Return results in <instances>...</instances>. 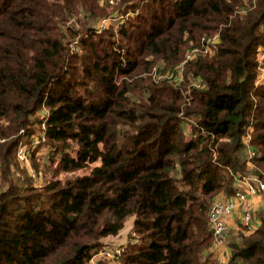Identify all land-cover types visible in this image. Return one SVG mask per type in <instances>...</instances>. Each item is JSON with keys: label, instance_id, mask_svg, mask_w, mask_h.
Returning a JSON list of instances; mask_svg holds the SVG:
<instances>
[{"label": "trees", "instance_id": "obj_1", "mask_svg": "<svg viewBox=\"0 0 264 264\" xmlns=\"http://www.w3.org/2000/svg\"><path fill=\"white\" fill-rule=\"evenodd\" d=\"M127 5L140 13L95 29ZM214 34V52L187 62L181 85L154 77ZM262 45L264 0H0V264H91L130 217L119 264H222L210 252L211 203L235 192L237 172L264 178ZM43 106L36 186L17 150ZM229 245L228 264H264V214Z\"/></svg>", "mask_w": 264, "mask_h": 264}, {"label": "built area", "instance_id": "obj_2", "mask_svg": "<svg viewBox=\"0 0 264 264\" xmlns=\"http://www.w3.org/2000/svg\"><path fill=\"white\" fill-rule=\"evenodd\" d=\"M115 6L120 0H102L104 3ZM144 0H136L142 4ZM132 3V1H130ZM129 2V4H130ZM140 13V5L131 8L128 5L123 6L122 9L116 10L114 13L102 17L95 25L98 32L109 29L114 26L117 31L120 24L131 17H135ZM221 41L219 34L204 35L201 39V45L188 49L185 53V59L173 69L161 74L158 69H154L153 75L159 73V79L165 78L173 82L176 86L181 85L184 80L185 64L198 55H210ZM71 52H80L78 41L71 44ZM258 67L260 69L259 76L256 80V86L264 82V45L258 49ZM157 79V78H156ZM194 86L203 87L204 83L201 78L194 80ZM48 109L43 106L40 110V117L42 123L38 127V131L33 134L31 139L19 145L17 150V160L21 168L25 169L29 176L34 180L36 186H42L44 183V176L41 171L36 170L32 163L33 153L37 155L48 153V148L44 145L46 142V129ZM188 127L187 124H185ZM253 131V120L247 127L244 136L245 152L247 156V163L249 168H252V159L255 157L257 151L251 144ZM23 132V130H22ZM42 156V155H41ZM2 173L0 163V175ZM234 185L236 190L233 194L227 195L224 192L217 194L210 206L208 213L209 227L213 233L212 245L210 252L222 264H228L231 260L232 251L229 245V240L232 236L245 234L249 235L256 231L261 225V215L264 214V178L253 173L234 174ZM238 216L236 220V227L233 228L231 220ZM126 245H107L96 252L91 260V264H98L100 259H105L110 263H120V258L125 250ZM242 264V263H239Z\"/></svg>", "mask_w": 264, "mask_h": 264}, {"label": "rangeland", "instance_id": "obj_3", "mask_svg": "<svg viewBox=\"0 0 264 264\" xmlns=\"http://www.w3.org/2000/svg\"><path fill=\"white\" fill-rule=\"evenodd\" d=\"M114 13V12H112ZM111 13V14H112ZM83 17H81V21H83ZM72 23L74 25H78L80 26L81 23L80 22H76L75 20L72 21ZM168 71V70H167ZM159 72V71H158ZM160 73V72H159ZM157 73L155 76L157 79H159V76L160 74ZM165 73V72H164ZM161 79V78H160ZM190 127H186L185 126V130L189 133V129ZM43 156L44 159L47 158V153L45 154H40V156ZM249 167V166H248ZM254 167V166H253ZM252 167V168H253ZM133 222H134V217H130L127 221H126V224H125V227L121 230V232L117 235V236H114V237H110L106 240V245L109 244L110 246H115V245H128L129 241L131 240V233H132V227H133ZM134 235V234H133ZM135 236V235H134ZM135 240V238L133 239ZM114 264H119V263H114Z\"/></svg>", "mask_w": 264, "mask_h": 264}, {"label": "crops", "instance_id": "obj_4", "mask_svg": "<svg viewBox=\"0 0 264 264\" xmlns=\"http://www.w3.org/2000/svg\"><path fill=\"white\" fill-rule=\"evenodd\" d=\"M238 219V216L236 215L232 220H231V225L233 228L236 227V220Z\"/></svg>", "mask_w": 264, "mask_h": 264}]
</instances>
